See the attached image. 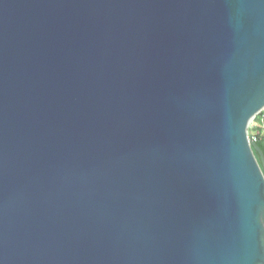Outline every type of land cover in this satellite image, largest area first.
<instances>
[{
    "label": "water",
    "instance_id": "95a60500",
    "mask_svg": "<svg viewBox=\"0 0 264 264\" xmlns=\"http://www.w3.org/2000/svg\"><path fill=\"white\" fill-rule=\"evenodd\" d=\"M262 110L264 0H0V264H264Z\"/></svg>",
    "mask_w": 264,
    "mask_h": 264
},
{
    "label": "crops",
    "instance_id": "0c3cea01",
    "mask_svg": "<svg viewBox=\"0 0 264 264\" xmlns=\"http://www.w3.org/2000/svg\"><path fill=\"white\" fill-rule=\"evenodd\" d=\"M249 130L250 134L256 136L257 139L264 134V122L261 120L260 116H258V119L253 123Z\"/></svg>",
    "mask_w": 264,
    "mask_h": 264
},
{
    "label": "trees",
    "instance_id": "16d2710c",
    "mask_svg": "<svg viewBox=\"0 0 264 264\" xmlns=\"http://www.w3.org/2000/svg\"><path fill=\"white\" fill-rule=\"evenodd\" d=\"M259 115H260V113L257 114L256 117H258ZM256 117H255V119H256ZM248 135L249 136L251 135L249 129H248ZM255 143L258 145V147L260 148V150L263 152V155H264V134L261 135L258 139H256ZM254 154H255L256 158L259 160V156H258L257 152H254Z\"/></svg>",
    "mask_w": 264,
    "mask_h": 264
},
{
    "label": "built area",
    "instance_id": "2783aa9c",
    "mask_svg": "<svg viewBox=\"0 0 264 264\" xmlns=\"http://www.w3.org/2000/svg\"><path fill=\"white\" fill-rule=\"evenodd\" d=\"M260 117H261V120L264 122V110H262L261 112H260V115H259ZM250 137V139L253 141V142H256V136H254V135H250L249 136Z\"/></svg>",
    "mask_w": 264,
    "mask_h": 264
},
{
    "label": "rangeland",
    "instance_id": "374dc122",
    "mask_svg": "<svg viewBox=\"0 0 264 264\" xmlns=\"http://www.w3.org/2000/svg\"><path fill=\"white\" fill-rule=\"evenodd\" d=\"M256 116H257V115H256ZM257 119H258V117H256V119L254 118V120L251 122L249 128L253 125V123H254ZM249 128H248V129H249Z\"/></svg>",
    "mask_w": 264,
    "mask_h": 264
}]
</instances>
